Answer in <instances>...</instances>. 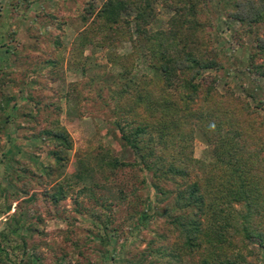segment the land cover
<instances>
[{"label":"rangeland","instance_id":"374dc122","mask_svg":"<svg viewBox=\"0 0 264 264\" xmlns=\"http://www.w3.org/2000/svg\"><path fill=\"white\" fill-rule=\"evenodd\" d=\"M104 1L0 0V117H7L6 128L0 132V233L10 231V243L3 244L0 239V249L7 253L4 256L0 252V264L199 262L195 253L177 260L147 255L148 250L155 248H168L171 244L177 247V232L167 224V215L176 193L182 192L183 183L179 179L171 181L169 176L162 178L157 187L164 191L163 195L156 186H148L153 172L144 173L112 128L111 123L119 117L118 107L129 105L125 99L115 101L117 82L134 81L145 73L146 62L137 59L133 64L129 59L131 44L125 41L117 42L113 48H101L100 35L94 30L95 11ZM216 1L205 0L200 20L208 19L215 27L210 31L212 40L204 42L206 49L215 46L219 51L220 68L204 73L215 78L214 87L220 97L227 100L232 94L233 100L246 102L249 109L256 107L258 100L264 104V88L253 99L244 96L250 87L261 84L257 76L242 72L253 52V37L242 34L238 24L227 16L229 7L215 6ZM88 3L96 9L92 14L85 13ZM155 9L156 17L147 28L150 32L165 30L172 14L160 4H155ZM83 15L85 21L80 19ZM263 31L260 28L258 33ZM80 38L85 46L83 53L72 50ZM109 56L122 61L112 64ZM75 62L79 65H73ZM120 72L127 78L123 80ZM68 93L72 95L67 99ZM196 102L193 109L199 106L207 110L208 104L199 99ZM260 109L264 115V107ZM137 114L140 120L151 122L149 111L139 108ZM54 117L56 129H63L70 141L68 150L56 153L64 160L58 170L53 168L55 161L49 152L60 147L52 146L51 135L44 133L51 128L49 122ZM218 137L211 133L203 138L197 129L190 137L174 136L165 142L166 147L155 148L156 163L165 160L179 168L186 166L192 180L196 161L209 162ZM183 151L190 160L184 159ZM101 158L104 162L117 159L124 166H99ZM40 164L45 171H52L49 177L38 174L36 169L42 171ZM78 164L87 166L85 180L80 183L72 176ZM23 166L33 176L30 182H20L30 184L28 195L19 194L17 198L14 194L21 185L12 177L20 171L24 178L26 171L19 169H25ZM57 184L63 186L64 198L52 203L50 196L57 192ZM82 187L91 191L79 193ZM23 198L28 199L21 201ZM5 206L10 209L2 214ZM14 211V220H10L8 216ZM138 212L147 216L142 223L136 221ZM15 224L18 231L13 230ZM245 244L247 249L240 256L235 248L220 252L205 240L201 246L207 257L210 253L215 256L211 264H220L223 259H237L238 264H264L260 245L252 241Z\"/></svg>","mask_w":264,"mask_h":264},{"label":"trees","instance_id":"16d2710c","mask_svg":"<svg viewBox=\"0 0 264 264\" xmlns=\"http://www.w3.org/2000/svg\"><path fill=\"white\" fill-rule=\"evenodd\" d=\"M155 4L167 8L172 14L165 30L150 32L147 28L156 17ZM214 4L228 6L227 16L231 22L238 24L242 34L253 37V52L248 55L242 70L260 79V86L245 91L244 96L253 99L264 88V31L261 35L258 33L260 28L264 29V0H217ZM203 5L205 0H105L97 10L88 3L85 13L92 14L96 10L94 30L100 35L101 48H113L117 42L125 41L131 44L129 59L132 63L137 59L146 62L145 73L134 81L117 82L115 101L118 103L125 99L129 105L117 106L119 117L111 123L112 128L116 129L123 145L130 149L144 173L153 172L147 181L148 186L157 187L167 176L171 181L179 179L183 183L182 192L176 193L167 215V224L173 225L177 232V247L173 248L171 244L168 248H155L148 250L147 255L177 260L195 253L199 257L198 264H211L215 256L210 253L207 257L208 254L203 253V240L220 252L235 248L240 251L238 256L247 249V241L256 242L264 250V115L260 111L264 104L258 100L256 107L249 109L246 102L233 100L232 94H228L227 100L217 94L215 78L205 74L218 70L220 66L217 48L205 47L204 40H212L210 31L215 27L208 19L206 22L200 20ZM80 19L85 21L86 17L83 15ZM83 43L81 38L78 39L72 50L83 53ZM110 58L112 64L122 61L119 58L115 60L113 56ZM73 65L78 66L79 63ZM120 77L123 80L127 78L124 72H120ZM71 95L68 93L65 97L68 99ZM198 99L208 104L207 110L199 106L193 109ZM139 108L150 112V123L140 120ZM2 111L0 106V115ZM6 118L0 117V132L6 128ZM55 119L49 122L51 128L44 133L51 135L52 146L60 147L49 152L55 161L53 168L58 170L64 160L56 157V153L68 150L70 141L63 129H56ZM195 129L203 138H208L211 133L219 137L212 145L214 152L209 162L198 164L203 162L196 161L192 180L186 166L179 168L165 160L156 163L155 148L162 149L167 144L165 142L174 136L180 139L190 137ZM49 144L46 143L47 146ZM184 159L190 160L185 152ZM98 165L113 169L124 166L111 158L106 162L101 158ZM23 167L25 169H19L26 171L24 178L20 177L19 173H23L20 171L12 177L21 185L14 194L17 198L19 194L28 195V182L33 176L26 166ZM86 168L78 164L77 172L72 175L76 183L85 180ZM41 169H36L40 176L51 175V170L45 171L43 166ZM21 181L28 182L20 184ZM143 183L146 185L144 179ZM55 188L57 192L50 196L52 203L64 198L63 186L57 184ZM156 190L164 194L162 189L157 187ZM86 191L91 189L82 187L79 193ZM9 209L5 206L2 214ZM14 213L8 216L10 220H14ZM135 216L137 223H142L147 217L139 212ZM107 223H103L104 230ZM17 227L15 224L13 230L18 231L15 230ZM7 231L0 233L3 244L9 241L7 233L10 231ZM0 252L7 256L5 250L0 249ZM237 262V259L219 261L220 264Z\"/></svg>","mask_w":264,"mask_h":264}]
</instances>
